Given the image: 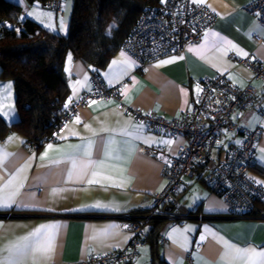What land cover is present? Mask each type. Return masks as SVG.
<instances>
[{
  "label": "crops",
  "instance_id": "obj_1",
  "mask_svg": "<svg viewBox=\"0 0 264 264\" xmlns=\"http://www.w3.org/2000/svg\"><path fill=\"white\" fill-rule=\"evenodd\" d=\"M9 1L24 7L21 18L60 35L67 33L65 13L61 20L40 4L26 7L24 0ZM252 1L204 0L203 5L216 20L200 41L182 54L140 66L119 50L95 73L106 87L119 86L118 99H100L95 104L89 101L40 147H30L16 133L0 139V198L11 197L0 200V261L9 258L5 250L10 245H35L49 238L51 250L45 256L25 251L17 257L18 264H76L91 255L125 247L131 233L121 224L131 219L132 212L150 209L153 195L166 186L160 161L140 148L166 146L167 152L175 155L183 142L181 137L172 140L164 131L148 129L132 117L131 111L138 109L167 119L180 117L191 108L204 79L223 75L235 87L250 83L256 88L250 108L234 112L232 118L258 129L253 168L264 169V82L240 62L264 61V27L244 10ZM69 55L64 62L70 88L67 107L91 88L93 74L72 55L69 61ZM1 99L0 89V116L7 123L14 122L18 115L11 107L5 112ZM241 141L239 134L224 135L219 146L223 149ZM85 149L91 156L84 155ZM42 155L45 158L41 159ZM251 174L264 187V176L255 170ZM180 199L181 214L195 206L198 211L182 222L168 220L163 225L160 255L168 264H220L222 256L223 264H252L248 258L224 256L225 244L264 252V220L228 216L224 201L204 182L184 178ZM36 229L41 231L33 236ZM141 253L143 261L150 264L149 249L144 244L132 263ZM255 264H260V258Z\"/></svg>",
  "mask_w": 264,
  "mask_h": 264
},
{
  "label": "built area",
  "instance_id": "obj_2",
  "mask_svg": "<svg viewBox=\"0 0 264 264\" xmlns=\"http://www.w3.org/2000/svg\"><path fill=\"white\" fill-rule=\"evenodd\" d=\"M64 0H47L44 7L64 19ZM244 10L255 16L264 27V0H254ZM216 20L215 14L203 4L191 0H163L155 7L144 8L120 51L136 59L140 66L148 65L167 56L179 55L198 43L206 29ZM258 43L263 39H257ZM250 68L256 79L264 82V61H240ZM92 86L60 114L59 126L73 119L89 101L118 99L119 86L108 88L100 77L92 74ZM256 88L250 83L238 88L223 75L204 79L192 106L180 117L167 119L134 109L135 120H141L148 129L164 131L169 139L183 138L175 155L166 146H143L141 151L155 157L162 164L161 175L165 188L153 195L148 213L141 218L131 215L121 226L131 233L122 249L101 255H91L76 264H122L133 261L140 247L146 222L153 217H165L182 222L189 218L177 213L182 179L195 177V168L203 166L205 185L228 208V216L264 220V187L256 183L251 170L258 129H250L233 120L236 111H245L253 104ZM239 134L242 141L226 148L219 146L224 135ZM53 139L51 135L48 141ZM47 142V141H46ZM202 218L201 216H199ZM136 219V220H133Z\"/></svg>",
  "mask_w": 264,
  "mask_h": 264
},
{
  "label": "trees",
  "instance_id": "obj_3",
  "mask_svg": "<svg viewBox=\"0 0 264 264\" xmlns=\"http://www.w3.org/2000/svg\"><path fill=\"white\" fill-rule=\"evenodd\" d=\"M46 1L24 0L28 5L43 7ZM161 3L162 0H72L67 33L60 35L29 18H21L22 7L18 3L0 0V79L11 81L18 114L11 123L0 116V139L8 133L20 134L34 148L48 141L60 128V114L68 108L65 107L70 93L64 70L66 56L72 55L96 73L120 50L142 10ZM252 169L264 176V169ZM203 175V166L198 164L195 178L204 182ZM181 184L176 194L178 214L183 205ZM188 210L186 215H181L189 217L198 207ZM148 211H135L132 215L141 218ZM168 220L153 217L145 224L142 242L148 246L150 264H168L160 255V231Z\"/></svg>",
  "mask_w": 264,
  "mask_h": 264
},
{
  "label": "snow or ice",
  "instance_id": "obj_4",
  "mask_svg": "<svg viewBox=\"0 0 264 264\" xmlns=\"http://www.w3.org/2000/svg\"><path fill=\"white\" fill-rule=\"evenodd\" d=\"M163 2V0H162ZM192 3L194 4H203L204 0H192ZM10 27V25H9ZM234 47V46H233ZM244 55H247L246 53ZM69 61L71 60V56L69 55L68 57ZM175 59V58H173ZM169 61H162V63H168ZM113 63H115V61H113ZM65 71H68V69L66 68ZM77 83H80L79 81H77ZM8 88L11 87V85H7ZM71 100V98H69ZM92 104H95L96 101H91ZM68 104H65V107H67ZM4 115H8V113H5ZM76 122L79 123V117L76 118ZM90 127L89 125H85V128ZM139 127V126H138ZM165 143H171V141H166ZM91 142H89V146H90ZM49 148H51L52 146L49 145ZM78 147V146H77ZM46 155V154H45ZM84 155L85 156H91V152L87 149L84 150ZM45 158L44 155L41 156V159ZM73 165L75 166V161H73ZM71 174V173H70ZM90 183H92L93 181H89ZM256 183H262L261 181H256ZM11 197H3L0 198V200L2 199H10ZM41 230L40 229H36L35 233H33L32 235L35 236L37 233H39ZM204 237H201V240H203ZM25 240H27V238H25ZM225 253L224 256H232L233 259H237V258H248L252 264H255L256 259L260 258V264H264V252H257L254 249L253 250H248V249H233L231 246L225 244ZM51 250V238L48 239L47 242L45 243H37L35 245H30L27 243H19V244H14V245H10L8 249H6L5 251L8 252L9 254V258L6 261H0V264H18V260L17 257L22 255L25 251H30L34 254H39L40 256H45L47 254L48 251ZM223 260L224 257H221V262L220 264H223Z\"/></svg>",
  "mask_w": 264,
  "mask_h": 264
},
{
  "label": "rangeland",
  "instance_id": "obj_5",
  "mask_svg": "<svg viewBox=\"0 0 264 264\" xmlns=\"http://www.w3.org/2000/svg\"><path fill=\"white\" fill-rule=\"evenodd\" d=\"M71 1L72 0H65V3H64V13L66 15V19H68V14H70L71 12ZM26 7L28 6V4L26 3L25 5ZM23 7V6H22ZM30 8V7H28ZM33 8V7H32ZM25 9L23 7V9H21V15H24L25 13ZM49 11V10H48ZM53 14V12H51ZM63 20V19H61ZM11 85L10 88L7 87V85ZM0 89L2 90V93H3V108H5V112H6V109L9 107H11V110H13L16 115L17 114V108H16V104H15V100H14V90H13V85L11 83V81L9 80H1L0 79ZM2 97V96H1ZM1 106H2V103H1ZM143 258H144V254H140V256L137 258V261L135 262V264H147L146 262L143 261Z\"/></svg>",
  "mask_w": 264,
  "mask_h": 264
}]
</instances>
